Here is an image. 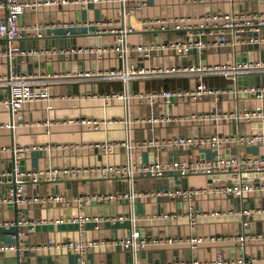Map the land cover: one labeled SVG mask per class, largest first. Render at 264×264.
I'll return each mask as SVG.
<instances>
[{
  "label": "crops",
  "instance_id": "0c3cea01",
  "mask_svg": "<svg viewBox=\"0 0 264 264\" xmlns=\"http://www.w3.org/2000/svg\"><path fill=\"white\" fill-rule=\"evenodd\" d=\"M0 0V20L7 12ZM123 0H54L37 8H27L20 16L22 35L15 42L24 50H36L34 53H17L9 58L0 51V76L10 70L41 71L61 76L51 83L52 97L26 101L12 115L10 108L3 102L8 96V86L0 84V170L13 165V142L19 144H41V147L23 151L20 163L25 169L38 170L37 180H27L24 192L29 202L0 200V264H75L81 255L86 263L125 262L131 259L130 249L115 240L131 230L129 214L134 213L136 230L140 236H172L173 241L150 242L137 251L139 264H167L174 259L195 257L202 260L219 256L255 257L254 262L264 264V238L254 236L247 241L244 250L237 246L236 235L241 231L257 233L264 231V190L251 191L242 195H205L194 200L197 211L196 224L191 225L187 215L188 202L176 196L144 194L151 190L167 187L210 184L237 178L216 171L191 172L180 174L177 170L164 171L159 175H136L133 182L122 176H112L97 170L92 173L61 174L50 178L45 171L51 166L63 165H103L117 164L123 161L126 147L117 144L114 150L106 152L98 147L82 146L83 142L93 140H120L125 137L124 104L120 97L107 102L106 93L120 90L119 79H97L79 77L82 70H100L118 67L120 57L114 50L106 49L95 57L87 46H110L114 42V32L104 30V20L115 19ZM131 5L132 1L125 0ZM254 10L264 11V0H148L141 10L131 13L130 22L134 29L128 33L130 45L136 43H157L192 38L200 29L207 27L196 25L197 19L189 22L193 25L178 26L174 22L155 23L143 27L140 18L176 15H198L208 10ZM251 31L245 26L228 33V40L211 44L200 51L196 47L184 51L170 47H156L145 55L136 50L130 51V59L137 65L156 67L170 64H182L202 60L222 62L228 58L246 59L264 57V42L247 41ZM256 34H264V25ZM216 33H207L214 39ZM233 40L235 42H233ZM5 39L0 38V50L5 48ZM242 78L237 86L246 84H264V73H250ZM210 83H232L226 77H208ZM196 79L193 76H151L134 78L130 90L155 89L162 87H188ZM240 84V85H239ZM242 84V85H241ZM264 105V97L259 98L250 91H224L216 99L214 94H205L200 98L188 97L184 100L162 99L150 103L148 98L132 96L131 112L133 116L131 134L134 141L151 142L155 138L196 132L230 133L244 131L254 133L264 126L259 119L251 121L164 119L152 122L153 115L169 114L177 117L194 110L229 109L235 106ZM13 116L14 126L7 125ZM82 117L110 119L95 127H88ZM58 143H73L74 147H59ZM49 144L51 147L46 148ZM264 154V142H255L237 146L226 144L217 149L211 146L187 144L182 146H157L150 143L133 147L135 162L154 159L179 160L196 157H213L217 154L235 155L240 152ZM248 179L264 177V172H245ZM243 174V176H245ZM226 177L231 180L228 181ZM5 177L0 181V196H4L11 187ZM142 192L131 200L127 197L98 199V192ZM53 193H62L65 200H49ZM258 207L245 223L240 212L232 208ZM172 213L165 217L163 214ZM83 215L89 218L78 221L72 217ZM95 215H105L97 220ZM22 219H29L27 223ZM204 236L197 246L187 239L189 235ZM211 234L216 237L212 239ZM52 238L53 242H49ZM94 239L92 246L84 253L59 246L62 239ZM14 244L15 247H3ZM165 262V263H164ZM227 264V263H226ZM242 264V263H241Z\"/></svg>",
  "mask_w": 264,
  "mask_h": 264
},
{
  "label": "built area",
  "instance_id": "2783aa9c",
  "mask_svg": "<svg viewBox=\"0 0 264 264\" xmlns=\"http://www.w3.org/2000/svg\"><path fill=\"white\" fill-rule=\"evenodd\" d=\"M54 0H5L4 4L7 8L5 17L0 20V38L5 39L6 45L3 50L4 53L12 58L17 53H34L36 50H24L19 43L15 40L22 35L20 16L27 8H37L44 3H51ZM131 5L125 4L123 0L122 6L118 10V16L115 19L104 20V30L114 32V42L110 45L87 46L95 57H99L106 49L114 50L120 57V65L118 67H109L100 70H82L79 72V77H94L97 79H119L122 81V88L103 95L107 102L110 98L120 97L124 104V114L122 120L124 122L125 137L120 140H93L83 142L82 146L98 147L106 152L114 150L117 144L126 147V155L123 161L117 164H103V165H63L51 166L45 171L49 174L50 178H55L61 174H80L82 172L92 173L101 170L103 173H109L112 176L118 175L128 179L129 183L133 182L136 175H159L164 171L177 170L182 175H187L191 172L204 171V172H230L232 176L237 177V181L227 182L225 180L212 182L210 184L193 185V186H177L167 187L164 189H157L147 191L144 194L151 195H168L176 196L185 199L188 202L187 215L192 226L196 224L197 211L194 208V200L197 197L212 195H242L246 192L263 191L264 190V177H257L248 179L245 172L252 171L257 173L264 172V154H252L246 151L237 153L235 155H221L217 154L213 157H196L192 159H179V160H162L154 159L151 161L135 162L132 157L133 147L143 146L146 144H156L157 146H182L187 144H195L198 146H213L217 149L226 144H235L237 146L253 144L255 142H264V126L260 131L254 133H247L244 131H235L230 133L220 132H196L191 134L173 135L163 138H155L151 142L134 141L131 134L133 116L131 112V99L132 96L138 95L140 97L148 98L150 103H155L157 100L162 99L166 102H172L173 99L184 100L188 97L200 98L205 94H214L218 99L221 94L226 92H234L235 95L239 91H250L259 98L264 97V84H246L243 87L237 86L236 81L238 75L250 73H264V57L246 58V59H231L228 58L222 62H207L202 60L191 61L182 64H170L166 66L156 67L153 65H137L130 59V51L136 50L145 55L150 54L156 47H170L174 50L184 51L191 47H196L200 51L204 50L207 46L221 41L228 40V33L237 30L238 28L246 27L251 34L248 36L247 41L264 42V34H256L254 30L258 31L264 25V11L254 10H208L201 14L192 15H176V16H158V17H144L140 18L143 27L154 25L155 23L174 22L176 25H193L189 21L193 18L197 19L196 25L207 27V30L200 28L195 36L185 40L165 41L157 43H136L130 45L128 42V33L134 29L130 22V15L132 12L141 10L148 0H130ZM207 33H216L214 39L208 38ZM233 42H235L233 40ZM151 76H193L196 82L188 87H162L155 89H140L137 91L130 90V82L134 78H145ZM226 77L232 83L216 84L210 83L208 77ZM61 76L58 74L51 75L41 71H16L10 70L8 74L0 76V84L8 86V96L3 98V102L11 108L12 115L22 107L24 102L47 99L52 97L51 83ZM172 118L190 119V120H213L218 122L220 120L227 121H251L259 119L264 125V105L260 102L255 105L235 106L229 109H202L187 112L178 115L177 117L170 116L169 114L153 115L149 119L152 122H159L161 120H168ZM81 121L88 127H95L100 125L103 121H110V119H101L98 117H82ZM7 125L13 127L14 122L10 120ZM41 144H19L13 142L12 151L14 156L13 165L10 168L0 170V181L5 177L9 181L15 180V186H11L4 196H0V200L16 201V202H29L30 199L27 193L24 192V184L27 180H37L38 170L25 169L20 163V154L23 151L31 150L33 148L41 147ZM59 147H74L73 143H58ZM46 148L51 145L46 144ZM245 174V176H243ZM15 189V191H14ZM142 192L129 190L125 192H98L89 196H95L98 199L127 197L130 200L137 194ZM49 200H65L66 196L62 193H53L48 196ZM232 212H240L244 216L245 223L253 214L259 210L258 207H244L232 208ZM172 213L165 212L163 216L169 217ZM90 216L78 215L72 217V220L83 221ZM105 215H95L93 218L100 220ZM131 221V230L128 234L117 238L115 241L119 242L130 249L132 257L125 262H91L86 263L84 257H80L79 261L75 264H139L137 251L140 247L145 246L150 242L159 241H173L175 238L172 236L152 235L140 236L136 230L135 220L137 216L134 213L129 214ZM29 219H22L21 222L27 223ZM254 236L263 237L264 231L257 233H250L241 231L236 235L237 246L239 249L244 250L248 240ZM204 236L199 234L189 235L187 238L193 246L203 239ZM210 237L214 239L216 236L211 234ZM49 242H53L50 238ZM94 239H62L57 241L59 246H66L69 249L78 250L81 254L87 248L94 244ZM3 247H15L14 244ZM255 257L248 258L247 256H229L217 257L214 259H199L195 257L174 259L168 261L167 264H258L254 262ZM165 263V262H164Z\"/></svg>",
  "mask_w": 264,
  "mask_h": 264
},
{
  "label": "water",
  "instance_id": "95a60500",
  "mask_svg": "<svg viewBox=\"0 0 264 264\" xmlns=\"http://www.w3.org/2000/svg\"><path fill=\"white\" fill-rule=\"evenodd\" d=\"M246 77H249V75L248 74H243V75H238V82L240 83V81L242 80V78H246ZM240 85V84H239ZM242 85V84H241ZM10 110H11V108H10ZM13 121V116H12V119H11V122ZM218 171H216V173H217ZM219 173H221V174H227V175H229L230 176V172H219ZM226 179H228V181H230L231 179L229 178V177H226ZM238 179L237 178H233L231 181H237ZM8 185L9 186H15V180L14 179H12L11 181H9V183H8ZM14 191H15V189H14ZM14 205L15 207H17V202L16 201H12V202H10V205Z\"/></svg>",
  "mask_w": 264,
  "mask_h": 264
},
{
  "label": "rangeland",
  "instance_id": "374dc122",
  "mask_svg": "<svg viewBox=\"0 0 264 264\" xmlns=\"http://www.w3.org/2000/svg\"><path fill=\"white\" fill-rule=\"evenodd\" d=\"M165 23H167V22H165ZM142 99L144 98V97H141ZM212 147V146H211Z\"/></svg>",
  "mask_w": 264,
  "mask_h": 264
},
{
  "label": "trees",
  "instance_id": "16d2710c",
  "mask_svg": "<svg viewBox=\"0 0 264 264\" xmlns=\"http://www.w3.org/2000/svg\"><path fill=\"white\" fill-rule=\"evenodd\" d=\"M226 83V82H225ZM225 83H223V84H225Z\"/></svg>",
  "mask_w": 264,
  "mask_h": 264
}]
</instances>
